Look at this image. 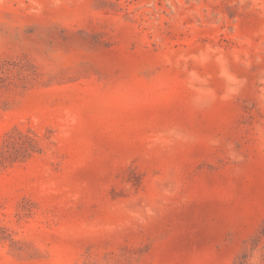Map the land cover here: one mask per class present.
I'll list each match as a JSON object with an SVG mask.
<instances>
[{
    "label": "rangeland",
    "instance_id": "obj_1",
    "mask_svg": "<svg viewBox=\"0 0 264 264\" xmlns=\"http://www.w3.org/2000/svg\"><path fill=\"white\" fill-rule=\"evenodd\" d=\"M0 264H264V0H0Z\"/></svg>",
    "mask_w": 264,
    "mask_h": 264
}]
</instances>
